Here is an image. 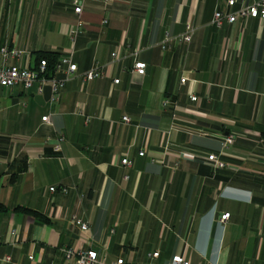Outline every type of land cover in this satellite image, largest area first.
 <instances>
[{
    "label": "crops",
    "instance_id": "1",
    "mask_svg": "<svg viewBox=\"0 0 264 264\" xmlns=\"http://www.w3.org/2000/svg\"><path fill=\"white\" fill-rule=\"evenodd\" d=\"M81 1L78 14L74 0H0V49L24 51L4 64L36 68L42 53L72 50L78 65L55 105L36 100L38 83L0 86V258L11 257L0 264H75L69 247L96 249L108 262L183 255L190 264H264L260 19L213 24L217 10L230 13L241 0L234 8L228 0ZM188 24L191 41L163 47ZM138 61L142 72L133 71ZM94 65L105 77L83 82ZM230 134L236 140L223 149ZM212 153L229 166L206 160Z\"/></svg>",
    "mask_w": 264,
    "mask_h": 264
},
{
    "label": "built area",
    "instance_id": "2",
    "mask_svg": "<svg viewBox=\"0 0 264 264\" xmlns=\"http://www.w3.org/2000/svg\"><path fill=\"white\" fill-rule=\"evenodd\" d=\"M105 2H110L111 0H104ZM242 5L237 9L231 11L230 13H224L221 10H217L214 14L213 24L217 27H221L225 20L229 23H234L240 18H259L261 24L264 25V0H241ZM239 0H228V6L235 7ZM74 10L76 13L80 14L82 12V1L74 0ZM108 19H104L103 23H107ZM79 30L72 31V35L75 36ZM194 32V27L192 24H188L185 33L177 37L167 36L163 42V47H166V42L172 40L173 38H178L186 42L191 41ZM24 53L23 50L16 48L2 47L0 49V54L2 55L3 62L0 65V86L2 87H12L17 84H22L26 89L32 88L36 83H38V93L43 94L45 86L49 85L51 87V105L57 104L61 99V90L65 82L77 74L78 65L73 61V51H66L62 53L53 69H49L47 60L42 59L36 68L30 66H9L4 64L5 61L10 57H20ZM119 53H112V61L119 59ZM146 67V63L143 61H138L134 65L133 71L142 72ZM63 73L64 76L60 77L59 74ZM82 81L86 82L93 80L95 78L105 77V73L100 69L99 65H94L91 69L85 71L81 75ZM120 79H114V83H119ZM186 81V77L182 78V82ZM193 100H197V96L191 95ZM43 121H49L50 115H45L42 117ZM123 120L128 123L131 119L128 116H124ZM236 140L235 134H230L222 138L223 149L228 148ZM63 138H60L55 144V149L60 151L62 149ZM140 156L145 155V151L141 150L139 152ZM206 160L211 161L218 168H225L229 164L224 161L220 155L212 153L206 157ZM163 162V160H162ZM132 163L131 159L125 157L122 159V164L130 165ZM57 187H50L51 191H55ZM62 192H66L67 188L62 187L60 189ZM230 217V212H224L220 214L219 221L225 223ZM73 222L80 227L81 230H87L89 224L86 220L79 217L78 215H73ZM15 231H12L14 234ZM65 257L68 260L73 261L75 264H136L131 260H127L124 257H119L115 261L108 262L104 255H100L96 249L93 248H83L79 249L66 248L64 249ZM159 252H154L153 257H157ZM33 258V256H31ZM10 256H5L0 258L1 261H9ZM169 264H190V261L186 259L183 255H176L172 258Z\"/></svg>",
    "mask_w": 264,
    "mask_h": 264
},
{
    "label": "trees",
    "instance_id": "3",
    "mask_svg": "<svg viewBox=\"0 0 264 264\" xmlns=\"http://www.w3.org/2000/svg\"><path fill=\"white\" fill-rule=\"evenodd\" d=\"M40 58H41V60L42 59L47 60L49 69H53L55 63L57 62V60L59 58V54L50 53V52H44V53L41 54ZM17 210H21V211H24V212H26L28 214H31L32 216L37 218L39 221H42L44 223H49L50 222V219L47 216H45L41 212L33 210L31 208L20 206V207L17 208Z\"/></svg>",
    "mask_w": 264,
    "mask_h": 264
},
{
    "label": "water",
    "instance_id": "4",
    "mask_svg": "<svg viewBox=\"0 0 264 264\" xmlns=\"http://www.w3.org/2000/svg\"><path fill=\"white\" fill-rule=\"evenodd\" d=\"M50 97H51V87L49 85H46L43 94H38L36 96V100L40 104H45V102H47L50 99Z\"/></svg>",
    "mask_w": 264,
    "mask_h": 264
}]
</instances>
